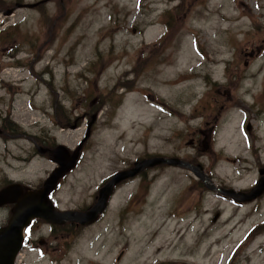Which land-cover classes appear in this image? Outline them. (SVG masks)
Wrapping results in <instances>:
<instances>
[{"label": "rangeland", "instance_id": "374dc122", "mask_svg": "<svg viewBox=\"0 0 264 264\" xmlns=\"http://www.w3.org/2000/svg\"><path fill=\"white\" fill-rule=\"evenodd\" d=\"M15 3L37 4L4 15ZM7 92L19 126L0 136V189L40 186L55 162L34 140L72 151L97 113L58 207H90L116 171L157 156L246 192L264 167V0H0ZM128 179L66 251L30 244L16 264H264V193L235 202L163 164Z\"/></svg>", "mask_w": 264, "mask_h": 264}, {"label": "water", "instance_id": "95a60500", "mask_svg": "<svg viewBox=\"0 0 264 264\" xmlns=\"http://www.w3.org/2000/svg\"><path fill=\"white\" fill-rule=\"evenodd\" d=\"M36 4L15 3L12 8L3 10V14L9 15L16 8L22 6L31 8ZM96 118L97 113H93L87 123L83 138L72 152L63 144H58L52 150L51 158L57 166L45 178L41 188L23 192L19 183H11L0 189V206L6 203L14 204L7 224L0 227V264H16V257L23 246V230L30 224L32 219L41 218L46 222L54 223L61 222L58 221L61 220L59 218L64 217L82 225L90 224L106 210L116 185L125 179L134 177L142 170L156 165L163 164L187 168L196 178L205 183L206 187L215 189L237 201L253 200L264 192V168L260 170L261 177L259 181L250 190L243 192L216 187L210 183L211 180L204 172L201 164H194L178 157L157 156L137 160L132 167L119 170L111 175L106 183L99 188L96 201L85 211H58L52 206L48 194L55 189L58 181L76 165L82 145L89 137L91 126L96 121ZM207 149V145L202 147V151Z\"/></svg>", "mask_w": 264, "mask_h": 264}, {"label": "flooded vegetation", "instance_id": "af4514ba", "mask_svg": "<svg viewBox=\"0 0 264 264\" xmlns=\"http://www.w3.org/2000/svg\"><path fill=\"white\" fill-rule=\"evenodd\" d=\"M10 93L11 92H7L5 96L0 97V106L4 105L7 108L6 110H3L2 108H0V136H2V137H5L4 135H7L12 129L19 126L17 124V122L13 119L11 111H9V109H8V107L12 106V104H13V97L10 96L11 95ZM34 144L37 145L36 149L39 153L48 156L52 160V158H51V155L53 153L52 150L59 143H51L50 144V142H47V139H44V140L39 141V142L34 140ZM55 166H56V164L54 163V167ZM71 171L72 170H70L62 179H64ZM62 179H60V181ZM128 180H125L124 182H126ZM124 182H122L121 184H123ZM121 184H119V185H121ZM41 186H42V183L40 186L29 185L26 189L23 188V190L25 192L30 191V190H37ZM56 190H54L53 192H51L49 194V199L51 197L50 200H52L51 202H52L53 207L56 210H61V211L76 210L75 208H60V207H58L57 202L53 201V198H54L53 193H55ZM95 200H96V197H95ZM13 206H14L13 203H6L5 205L2 206V208L8 207V212L11 215V211H12ZM88 207L89 206H87L85 208H78L77 210H86ZM59 219H61V220H58V221H61V222H54V223L46 222L45 220H43L41 218L32 219L30 225L27 228L28 233L25 236V241H24L25 245L24 246H28L31 244V245L36 246V247L37 246L38 247H45L47 249L50 246H52L53 243H56L57 247L60 248V251L62 253V251L63 252L66 251V249L68 248V245H69L68 242L73 239L74 235L77 236L79 234V232H81L83 230V228H86V226L89 225L88 224V225L83 226L81 223L70 220L69 218L61 217ZM38 230L39 231L43 230V231L47 232V234L46 235L41 234L40 236H38L34 240H31L30 239L31 232L38 231ZM50 240H51V242H50ZM74 244H75V241H74Z\"/></svg>", "mask_w": 264, "mask_h": 264}, {"label": "bare ground", "instance_id": "6f19581e", "mask_svg": "<svg viewBox=\"0 0 264 264\" xmlns=\"http://www.w3.org/2000/svg\"><path fill=\"white\" fill-rule=\"evenodd\" d=\"M223 50H227V48H226V46H223V48H222ZM260 54V52L258 53V55ZM257 55V56H258ZM43 68V67H42ZM42 68L40 69V70H42ZM248 76V78H249V81L250 80H253V74L251 73V74H249V75H247ZM43 82H44V79H43ZM245 92H248V90L246 89L245 90ZM147 106H148V108H151V105H149V104H147ZM153 106V105H152ZM22 159L24 160L25 159V157H22Z\"/></svg>", "mask_w": 264, "mask_h": 264}, {"label": "trees", "instance_id": "16d2710c", "mask_svg": "<svg viewBox=\"0 0 264 264\" xmlns=\"http://www.w3.org/2000/svg\"><path fill=\"white\" fill-rule=\"evenodd\" d=\"M3 9H6V8H3ZM258 227H259V225H258V226H255V228H253V229L247 234V236L245 237V240H247L248 236L251 235V233H252L255 229L257 230Z\"/></svg>", "mask_w": 264, "mask_h": 264}]
</instances>
